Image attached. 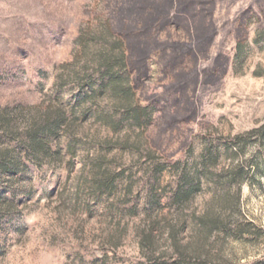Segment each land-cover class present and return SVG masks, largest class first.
Wrapping results in <instances>:
<instances>
[{"label": "rangeland", "instance_id": "rangeland-1", "mask_svg": "<svg viewBox=\"0 0 264 264\" xmlns=\"http://www.w3.org/2000/svg\"><path fill=\"white\" fill-rule=\"evenodd\" d=\"M208 260L264 263V0H0V264Z\"/></svg>", "mask_w": 264, "mask_h": 264}, {"label": "trees", "instance_id": "trees-1", "mask_svg": "<svg viewBox=\"0 0 264 264\" xmlns=\"http://www.w3.org/2000/svg\"><path fill=\"white\" fill-rule=\"evenodd\" d=\"M237 175H236V173L232 176L233 178H235ZM180 193H183L184 195H185V197L188 195V193H189V190H183L182 189V191H180L179 192V194ZM182 196V195H181ZM180 197V196H179ZM206 264H214V262L213 261H211V260H208V262H206ZM258 264H264L263 262H258Z\"/></svg>", "mask_w": 264, "mask_h": 264}]
</instances>
